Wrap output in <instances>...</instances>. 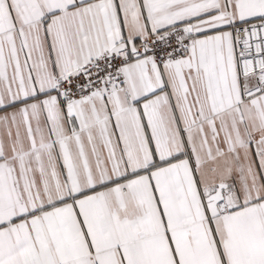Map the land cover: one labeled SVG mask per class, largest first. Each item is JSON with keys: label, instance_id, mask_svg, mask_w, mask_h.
<instances>
[{"label": "snow or ice", "instance_id": "6c2138e0", "mask_svg": "<svg viewBox=\"0 0 264 264\" xmlns=\"http://www.w3.org/2000/svg\"><path fill=\"white\" fill-rule=\"evenodd\" d=\"M0 264H264V0H0Z\"/></svg>", "mask_w": 264, "mask_h": 264}]
</instances>
